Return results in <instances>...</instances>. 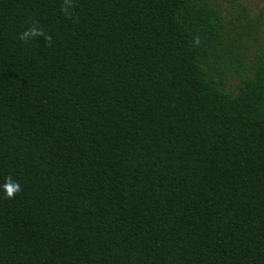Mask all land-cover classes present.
<instances>
[{"label":"trees","instance_id":"1","mask_svg":"<svg viewBox=\"0 0 264 264\" xmlns=\"http://www.w3.org/2000/svg\"><path fill=\"white\" fill-rule=\"evenodd\" d=\"M62 4L0 0V264H264V0Z\"/></svg>","mask_w":264,"mask_h":264},{"label":"clouds","instance_id":"2","mask_svg":"<svg viewBox=\"0 0 264 264\" xmlns=\"http://www.w3.org/2000/svg\"><path fill=\"white\" fill-rule=\"evenodd\" d=\"M72 0H63L62 11L68 13L71 7ZM35 37H44L46 41H50L51 37L47 36L42 28L36 22H33L32 25L28 27L26 31L21 33L20 39L24 42L35 38ZM199 41L197 40V43ZM3 191L6 194V198H14L17 193L22 189L20 184L17 181H14L11 176L7 177L2 186Z\"/></svg>","mask_w":264,"mask_h":264},{"label":"rangeland","instance_id":"3","mask_svg":"<svg viewBox=\"0 0 264 264\" xmlns=\"http://www.w3.org/2000/svg\"><path fill=\"white\" fill-rule=\"evenodd\" d=\"M256 12H257L256 7H254V8L251 9L250 14L254 17V14ZM263 16H264V14H263ZM258 21H255V23H257ZM263 39H264V26H262V29H261V31L258 34V38L256 40H254V43L252 44L253 46L251 45L252 47H251V50L250 51H252L254 49L255 44H258V43L263 42ZM242 54H244V53H242Z\"/></svg>","mask_w":264,"mask_h":264}]
</instances>
